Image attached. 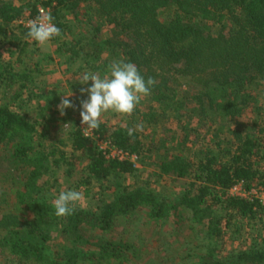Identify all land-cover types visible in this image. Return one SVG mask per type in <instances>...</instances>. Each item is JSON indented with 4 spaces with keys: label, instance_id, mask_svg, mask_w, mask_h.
Listing matches in <instances>:
<instances>
[{
    "label": "trees",
    "instance_id": "1",
    "mask_svg": "<svg viewBox=\"0 0 264 264\" xmlns=\"http://www.w3.org/2000/svg\"><path fill=\"white\" fill-rule=\"evenodd\" d=\"M83 2L89 3L81 13ZM40 5L62 31L50 42L64 61L103 76L112 60L123 58L157 81L132 116L115 126L102 120L88 136L80 119L66 111L61 121L70 123L63 141L69 157L46 143L29 113L38 99L45 109L54 102L36 75L45 67L35 59L39 44L25 39ZM105 27L110 34L104 38ZM2 36L16 50V63L0 62V87L16 92L0 102V149L13 144L14 161L25 171L12 194L21 214L4 211L0 218V264H136L124 241L101 237L140 213L157 222L172 217L176 225L188 218L200 226L204 238L194 264H264V236L248 249L225 252L229 230L240 232L243 220L264 211L259 199L230 193L240 182L247 190L264 186V124L258 134L223 125L233 143L208 147L197 159L179 156L174 147L161 154L159 146L146 147L141 132L127 134L136 124L173 118V146L183 148L196 118L242 117L256 101L252 85L264 80V0H0ZM113 148L126 157H108ZM138 164L152 166L173 186H153ZM60 171L92 199L67 217H57L52 203Z\"/></svg>",
    "mask_w": 264,
    "mask_h": 264
},
{
    "label": "rangeland",
    "instance_id": "2",
    "mask_svg": "<svg viewBox=\"0 0 264 264\" xmlns=\"http://www.w3.org/2000/svg\"><path fill=\"white\" fill-rule=\"evenodd\" d=\"M88 3H81V8H83L80 11L81 13H84V8ZM105 29L102 36L104 38L106 37L104 35L110 34L108 27H105ZM7 40H9L8 36L0 37V62L11 61L10 63L13 64L16 63V50L7 44ZM56 47L53 42H48L44 46L39 45V54L35 58L42 62V67L45 66L44 68H40L41 72L36 75H38L40 87L46 86V91H51V97L54 101L53 105H51V108L45 109L44 107H46L47 103L38 99L30 103L28 107L31 117L37 119L38 132L41 131L43 132L42 136L45 133L48 137L46 143L58 146L59 151H68L69 153H66L67 157H69L70 147L64 145L63 141L65 143L68 142L70 123L61 121L63 115H61L58 106L63 98L62 95L73 93L69 97V100L70 102L72 100L71 103L74 107L72 109H65V113L70 110L72 115L81 121V101L88 99V95L86 93L82 94L80 89L82 87H90L91 82L89 81L90 86L89 84L81 85L79 78L85 73L84 66L80 70L79 64L64 61L56 51ZM27 62L31 63L30 61ZM15 66L17 67V65ZM30 68H34V65ZM71 84H73V87ZM15 92V88L0 87V102L3 99H9ZM252 92L257 97H255L256 101L252 103L253 106L242 117L236 120H231L222 115H215L213 119L202 120L201 122L200 119L197 120L196 118V121L200 123L194 124L196 131L188 138L186 146L183 148L181 146H173L176 145L175 140L178 137L177 122L173 118L151 125L147 123L143 124L144 131L141 132L143 141L146 143L147 148L151 146L156 149L159 146V153L161 154L166 153L168 148L174 147V153L194 159H197L198 155L208 147L215 149L220 145L223 148H227L229 144L233 143V138L229 135L227 129L223 128V125L246 128L258 134L259 126L264 124V80L255 82L252 85ZM39 94L42 93L40 92ZM52 118L56 120L51 122L50 119ZM121 119H124V116L112 112L105 113L102 117L103 121H107L112 126H115ZM161 143L164 144L161 145ZM12 146L13 144L11 143L9 145L3 144L0 149V218L4 211L6 213L18 211L21 214L17 210L19 206L15 200L16 193L15 195L12 194L13 190L16 191L22 184V175L25 170L23 168L24 165H19L14 161ZM137 170L139 173L145 171L146 175H150L153 186L159 189L162 187L165 189V186L172 185L170 180L158 174L150 165L141 166L138 164ZM57 176L61 178L58 183L61 187L55 189L56 191L52 195L57 197L61 190L68 191L74 189L84 194V200L77 205L78 208H86L91 204L92 199L85 196L83 187L70 186L71 180L67 183L63 171L58 172ZM261 187L262 190L256 196L264 205V186ZM175 191H179V189H175ZM242 225L243 227L240 232H235L236 230L234 229V232L233 230H229L226 234L225 252L232 253L239 249H248L256 240L258 243H261V237L264 236V211L255 220H243ZM0 235H2L1 231ZM89 238L97 239L96 237ZM101 238L113 240L114 242L124 241L130 248L131 257H133L134 252V258L138 262L136 264H194L197 260L200 251L199 246L203 242L204 234L200 226L192 223L188 218L184 219L182 224L176 225L172 217L168 221L157 222L149 218L147 214L140 213L139 215H134L128 221H123V223L117 225L112 234L103 235ZM0 258L3 259L1 256Z\"/></svg>",
    "mask_w": 264,
    "mask_h": 264
},
{
    "label": "clouds",
    "instance_id": "3",
    "mask_svg": "<svg viewBox=\"0 0 264 264\" xmlns=\"http://www.w3.org/2000/svg\"><path fill=\"white\" fill-rule=\"evenodd\" d=\"M26 27L29 31L25 39L38 42L40 46L46 45L55 37H61L62 31L53 22V17L43 11L35 19L29 20ZM82 87V94H87L88 99L81 101L82 110L80 116L81 123L85 125L84 135L89 131L98 130L103 122L105 113H116L121 116H132L142 100L151 95L152 88L157 81L153 77L147 79L141 75L138 67L132 62H126L123 58L114 59L108 65L106 74L102 77L99 73L85 72L79 78ZM73 95H62V100L58 106L61 115L65 114V109L74 105L69 97ZM143 132L142 123L127 129V134L133 137L135 133ZM84 200V194L78 190H61L53 200V207L57 217H67L74 214L76 207Z\"/></svg>",
    "mask_w": 264,
    "mask_h": 264
},
{
    "label": "built area",
    "instance_id": "4",
    "mask_svg": "<svg viewBox=\"0 0 264 264\" xmlns=\"http://www.w3.org/2000/svg\"><path fill=\"white\" fill-rule=\"evenodd\" d=\"M39 15L41 14V12L43 11L45 14H49L50 15V9L47 7H43L42 5H40L39 7ZM81 126L84 128L86 127L85 125H83L81 123ZM91 134V131H89L88 135ZM87 135V136H88ZM103 149H107L108 145L106 143L103 144ZM127 153H124L122 151H118L117 149H112L110 151V154L108 155V157H114V158H124L126 157ZM135 156L132 157L133 160H135ZM262 190V187H257L254 188L252 190H247L244 188L243 182L238 183L237 185H235L231 190L230 193L233 196H239V197H243V198H247L249 200H255L258 199V197L256 196L257 193H260V191ZM262 202V201H261ZM263 204V203H262Z\"/></svg>",
    "mask_w": 264,
    "mask_h": 264
}]
</instances>
